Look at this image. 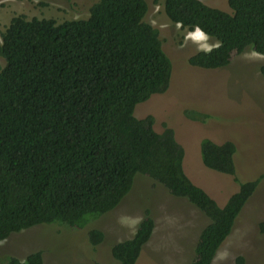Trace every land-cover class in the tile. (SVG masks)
Returning a JSON list of instances; mask_svg holds the SVG:
<instances>
[{
  "label": "trees",
  "instance_id": "trees-1",
  "mask_svg": "<svg viewBox=\"0 0 264 264\" xmlns=\"http://www.w3.org/2000/svg\"><path fill=\"white\" fill-rule=\"evenodd\" d=\"M153 1L181 29L214 40L189 56L190 65L223 67L248 48L264 57V0H227L230 10L201 0ZM147 12V0H94L84 18L17 14L0 33V241L37 224L81 228L113 209L143 174L208 218L190 264L213 263L258 179L239 182L219 205L185 173L173 129L158 131L151 114L134 115L139 102L166 91L172 72ZM259 71L264 78V63ZM234 150L230 140L199 143L202 163L225 174H235ZM153 226L143 217L131 237L112 245L108 264H136ZM102 237L88 231L92 245ZM0 264L43 259L32 251Z\"/></svg>",
  "mask_w": 264,
  "mask_h": 264
},
{
  "label": "rangeland",
  "instance_id": "rangeland-1",
  "mask_svg": "<svg viewBox=\"0 0 264 264\" xmlns=\"http://www.w3.org/2000/svg\"><path fill=\"white\" fill-rule=\"evenodd\" d=\"M93 1L0 0V33L17 14L58 22L84 18ZM201 1L230 10L227 0ZM147 3L145 19L158 28L172 72L166 91L139 102L134 115L151 114L158 131L164 125L173 129L184 148L185 173L219 205L237 190L239 182L258 179L212 264H264V78L259 71L264 57L248 48L233 53L223 67L190 65L189 56L210 49L214 40L197 28L187 31L170 21L162 2ZM199 113L205 115L203 121ZM202 138L233 142L235 174L221 173L202 163ZM146 215L153 219V231L136 264H190L198 234L208 218L185 198L170 194L165 186L143 174L135 176L130 190L113 209L81 228L51 223L11 233L0 241V261L7 255L23 259L40 251L43 264H108L114 261L112 245L131 237ZM91 229L103 234L95 245L88 240Z\"/></svg>",
  "mask_w": 264,
  "mask_h": 264
}]
</instances>
